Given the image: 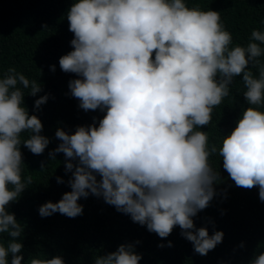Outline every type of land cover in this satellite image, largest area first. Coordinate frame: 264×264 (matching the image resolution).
<instances>
[{
    "label": "clouds",
    "instance_id": "clouds-1",
    "mask_svg": "<svg viewBox=\"0 0 264 264\" xmlns=\"http://www.w3.org/2000/svg\"><path fill=\"white\" fill-rule=\"evenodd\" d=\"M66 19L74 50L59 59V66L81 77L69 81L70 95L85 112L106 114L98 126L94 118L74 134L57 129L62 142L49 157L64 154L71 191L40 206L39 215L76 218L83 214L78 201L92 195L162 239L179 226L194 252L206 256L224 236L196 228L193 220L216 195L220 174L209 163L212 154L223 159L237 187H258L264 202V111L259 110L264 106L259 59L264 31L253 30L246 47H230L233 37L220 13L190 8L184 0H78ZM249 66L259 68L258 78ZM236 77H242L249 106L221 146L209 149L208 134L196 129L212 122L213 109L229 96ZM24 89L33 97L42 91L15 68L0 79V234L10 237L6 246L0 243V264H9V255L10 264L24 259L18 242L24 227L6 210L33 183L31 176L22 179L20 147L41 155L50 143L40 134V119L22 106ZM48 98L35 100L34 109L40 110ZM23 133H29L27 139L22 140ZM57 183L64 181L57 177ZM172 246L169 241L167 247ZM141 259L133 244H121L94 264H139ZM28 264L64 260L32 258ZM250 264H264V253Z\"/></svg>",
    "mask_w": 264,
    "mask_h": 264
},
{
    "label": "trees",
    "instance_id": "trees-1",
    "mask_svg": "<svg viewBox=\"0 0 264 264\" xmlns=\"http://www.w3.org/2000/svg\"><path fill=\"white\" fill-rule=\"evenodd\" d=\"M74 2L78 0H0V79L9 68H15L41 85L42 91L35 97L29 95L30 89L23 90L22 106L30 116L40 119L43 125L40 134L50 140L41 155L32 154L23 145L20 147L22 179L31 176L33 183L6 210L24 227L22 237L18 238L23 244L19 253L24 257L22 264H28L32 258L56 256L64 264H94L96 257L116 251L121 244L134 245L136 253L142 256L139 264H250L254 256L264 253V202L259 199L258 187L245 189L235 185L218 154L209 157L210 165L220 174V181L214 185L216 195L209 207L193 218L196 228L207 227L210 235L214 231L224 233L222 243L206 256L194 252L191 242L180 235L179 226L162 239L92 195L78 201L83 206V214L76 218L59 213L45 218L39 215L40 206L49 201L56 203L71 191L67 182L72 174L65 171L64 154H56L55 160L49 157V152L62 142L55 136L57 129L74 134L78 126L92 125L94 118L98 126L106 114L99 109L85 112L79 108L80 102L70 95L68 84L81 77L65 73L59 66V59L74 50L71 46L74 34L69 31L66 19ZM184 2L190 8L219 12L225 30L233 37L230 47H246L253 30L264 31V0ZM259 59L264 64V55ZM52 66H55L54 72ZM249 68L258 78L259 68ZM229 87V96L213 109L212 122L196 129L208 134L209 149L213 144L221 146L223 137L231 134L249 106L243 96L246 89L242 77L234 78ZM44 95L49 98L36 111L35 100ZM259 110L264 111V106ZM28 136L29 133H23L22 140ZM42 162L45 171H41ZM57 177L64 183L58 184ZM9 239L7 234H0V243L5 246ZM169 241L173 245L170 248ZM160 244L165 247H158ZM8 260L10 264L11 255Z\"/></svg>",
    "mask_w": 264,
    "mask_h": 264
}]
</instances>
